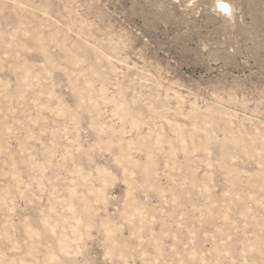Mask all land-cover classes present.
Here are the masks:
<instances>
[{"label": "clouds", "instance_id": "1", "mask_svg": "<svg viewBox=\"0 0 264 264\" xmlns=\"http://www.w3.org/2000/svg\"><path fill=\"white\" fill-rule=\"evenodd\" d=\"M0 264H264V0H0Z\"/></svg>", "mask_w": 264, "mask_h": 264}, {"label": "rangeland", "instance_id": "2", "mask_svg": "<svg viewBox=\"0 0 264 264\" xmlns=\"http://www.w3.org/2000/svg\"><path fill=\"white\" fill-rule=\"evenodd\" d=\"M175 17L178 18V22L172 23L169 28L167 35L174 36L177 31L182 30V25L185 22V17L181 13L178 7L174 6ZM188 23L191 24L193 31L190 36L183 39L179 44L169 45L164 47L160 51V56L164 60H175L176 63L173 65L177 68L180 75L188 77L190 79H200L201 77L210 79L217 75V73H210L206 64L200 63L195 58L194 54H185L183 49H189L192 53H198V40L201 36L206 35L210 31L213 25L206 23L205 17L200 16L199 18L193 17ZM163 29H161V33ZM148 39L160 47V44L164 42L165 37L156 33H146ZM159 41V43H158ZM230 71L240 74V72H246L244 69H230Z\"/></svg>", "mask_w": 264, "mask_h": 264}, {"label": "bare ground", "instance_id": "3", "mask_svg": "<svg viewBox=\"0 0 264 264\" xmlns=\"http://www.w3.org/2000/svg\"><path fill=\"white\" fill-rule=\"evenodd\" d=\"M220 7H221V9H222L224 12H227V11H228L227 7H225L223 4H221Z\"/></svg>", "mask_w": 264, "mask_h": 264}]
</instances>
